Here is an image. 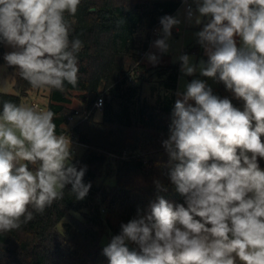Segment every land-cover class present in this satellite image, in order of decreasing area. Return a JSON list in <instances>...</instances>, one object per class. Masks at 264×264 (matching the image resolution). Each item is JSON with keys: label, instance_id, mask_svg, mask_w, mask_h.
Returning <instances> with one entry per match:
<instances>
[{"label": "clouds", "instance_id": "9594fccd", "mask_svg": "<svg viewBox=\"0 0 264 264\" xmlns=\"http://www.w3.org/2000/svg\"><path fill=\"white\" fill-rule=\"evenodd\" d=\"M81 0H0L4 68L17 69L34 89L63 92L78 83L82 41L70 39L68 17ZM184 22L204 56L174 58L183 76L224 84L243 109L194 78L177 90L169 134L162 141L165 167L183 204L157 196L147 209L121 223L102 254L109 264H264V0H182ZM194 5V7H193ZM121 23L118 21V24ZM156 66L169 53L179 16L159 20ZM99 106V105H98ZM55 113L33 104L4 101L0 110V233L19 230L63 199L69 185L83 200L91 183L87 166L74 163L71 136L56 131ZM158 191H167L155 180ZM129 244L133 247L129 248Z\"/></svg>", "mask_w": 264, "mask_h": 264}, {"label": "trees", "instance_id": "16d2710c", "mask_svg": "<svg viewBox=\"0 0 264 264\" xmlns=\"http://www.w3.org/2000/svg\"><path fill=\"white\" fill-rule=\"evenodd\" d=\"M181 6L182 0H81L75 17H68L73 26L70 39L78 38L83 45L78 83L73 87L65 82L63 92L44 89L58 134L67 131L76 103L89 111L98 97H104L102 120L96 121L94 112L70 132L84 147L74 163L78 169L87 166L83 182L91 183V188L85 199L76 200L69 185L63 199L43 214L30 208L34 219L19 230L0 233V264H109L103 247L138 207L147 209L158 195L174 205L184 203L168 178V156L162 146L169 134L180 66L170 63L166 54L156 66L140 63L137 55L139 49L150 47L151 30L160 18L173 16ZM3 55L0 44V63ZM152 82L166 92L155 104L143 98L144 84ZM209 86L215 95L243 109V101L223 83ZM13 89L14 94L0 92V110L4 101L21 104L42 88H32L17 70ZM260 166L264 169V160ZM102 179L114 183L98 185ZM155 180L167 191H158Z\"/></svg>", "mask_w": 264, "mask_h": 264}, {"label": "rangeland", "instance_id": "374dc122", "mask_svg": "<svg viewBox=\"0 0 264 264\" xmlns=\"http://www.w3.org/2000/svg\"><path fill=\"white\" fill-rule=\"evenodd\" d=\"M149 1H156V0H149ZM194 7V5H193ZM184 9L185 6L182 5L178 11L173 16H179V18L182 20V23L178 26V28L174 27L172 29V38L169 41L171 48L169 53L166 55L168 56V61L172 64L179 65L180 62L176 60L174 62V58L181 53L188 54L194 58V62L198 63L200 59H207L204 56L203 49L197 44L196 38L194 33L196 31L200 30V26L192 25L189 26L186 22H184ZM158 37L153 38V41L156 40ZM152 41V42H153ZM151 49L153 52H155L158 56L160 55L155 48L151 46ZM7 51H10V49L6 46H4V53ZM186 51V52H184ZM161 56L160 61L157 65L161 62ZM5 62L4 60L0 63V65H3ZM147 65L153 66L149 62H147ZM17 72L11 71L9 68H4L3 70H0V92L7 93V94H14L15 91L13 89V77L14 74ZM194 78L204 79L206 80L208 85H215V81L206 77H200L197 73L195 76H183V74L180 72L179 82H178V89L182 90L184 83L190 82ZM177 89V90H178ZM48 90L47 89H40L36 90L30 93L29 97L27 99L23 100L24 104L33 105L34 103H37L40 108L47 109L48 105ZM166 94L165 90L159 85L158 82H152V83H145L143 87V98L146 102L155 104L158 103L159 100ZM175 99H177L176 95L174 94ZM77 110H79V105L76 103L74 105ZM96 121L102 120V113H97L94 118ZM70 129V127H67L66 130ZM76 147V155L75 159H79L84 152V147L80 144H74ZM114 183L113 179H102L98 181V185L109 187L111 184Z\"/></svg>", "mask_w": 264, "mask_h": 264}, {"label": "built area", "instance_id": "2783aa9c", "mask_svg": "<svg viewBox=\"0 0 264 264\" xmlns=\"http://www.w3.org/2000/svg\"><path fill=\"white\" fill-rule=\"evenodd\" d=\"M182 5H184V4L182 3ZM160 28H161V25H160V23H158L151 30V35H152L153 38L160 36V32H159V29ZM152 43H151V45H150V47L148 49H139L137 51V55L139 57L140 63H147L148 62L145 59V54L148 53V52H153L152 49H151ZM184 52H186V51H184ZM34 104L37 105V106H39L37 103H34ZM103 108H104V97L102 95V96L98 97V99L94 103L93 107L89 111H86L85 109H83V110H80V109L79 110H76L75 113H74V115L69 118V125H68V127H70V129H68L64 134H66L68 136H71L74 144H77L78 145L79 144L78 141L70 134V132L78 124H80L81 122H83L86 119H88L89 116L92 115L94 112L101 113L103 111ZM41 109H43V108H41Z\"/></svg>", "mask_w": 264, "mask_h": 264}, {"label": "water", "instance_id": "95a60500", "mask_svg": "<svg viewBox=\"0 0 264 264\" xmlns=\"http://www.w3.org/2000/svg\"><path fill=\"white\" fill-rule=\"evenodd\" d=\"M128 246H129L130 250H131V248L133 247V246H132V245H130V244H129Z\"/></svg>", "mask_w": 264, "mask_h": 264}]
</instances>
